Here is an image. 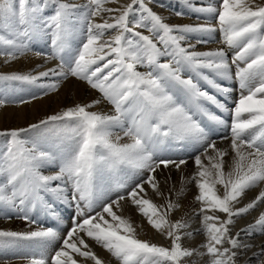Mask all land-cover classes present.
Wrapping results in <instances>:
<instances>
[{
  "label": "snow or ice",
  "instance_id": "1",
  "mask_svg": "<svg viewBox=\"0 0 264 264\" xmlns=\"http://www.w3.org/2000/svg\"><path fill=\"white\" fill-rule=\"evenodd\" d=\"M150 2L0 0V58L10 63L31 52L44 59L28 72L0 73V83L42 90L20 99L0 92V108L57 92L69 78L100 93L27 127L0 130V210L30 229H0V249L18 250L27 264H106L94 246L116 264H241L253 248L255 264H264V244L243 238L264 236V211L234 230L238 218L264 205V0H181L199 21L185 25H170ZM217 32L226 48L196 50ZM39 41L50 51L33 47ZM218 79L237 84L231 107L217 99L231 91ZM205 101L228 117L204 112ZM103 103L108 111L91 110ZM201 113L228 133L227 146H217ZM175 142L196 150L195 170L166 194L161 183L171 177L157 172L187 163L165 154L162 146ZM185 183L198 189L196 230L191 219L172 218L182 207ZM253 189L258 194L245 203L242 197ZM122 202L169 244L141 239L142 225L124 215ZM57 203L75 209L63 232L31 215L39 208L54 217ZM197 232L205 240L185 246Z\"/></svg>",
  "mask_w": 264,
  "mask_h": 264
},
{
  "label": "bare ground",
  "instance_id": "2",
  "mask_svg": "<svg viewBox=\"0 0 264 264\" xmlns=\"http://www.w3.org/2000/svg\"><path fill=\"white\" fill-rule=\"evenodd\" d=\"M79 2L83 3L84 0H79ZM128 0H119V3H126ZM108 7H118V4H109ZM149 6L152 10L162 17H164L165 21L170 25H185V24H195L199 21L196 20L195 14L188 11V9L181 3V0H151ZM51 12V9L48 10ZM177 12H184L185 15L183 17L177 16ZM219 32L213 34L210 41L206 44H197L196 50H209V49H217V48H226V46L221 43V36H219ZM221 35V34H220ZM73 46H76L79 43V39L73 40ZM33 47L42 52H49L50 49L48 44L44 41L36 42ZM228 51V50H227ZM229 51L233 52L232 49ZM232 54V53H230ZM229 55V54H228ZM43 57H38L34 53H28L27 55L20 57L17 60H14L10 63H4L3 58H0V73H11V72H28L32 69L36 68L37 65L43 64ZM56 62L52 61L48 64V67H51ZM43 71L44 69H39ZM143 71L144 69H140ZM219 81V79L217 80ZM221 83V82H220ZM224 86H227V83H221ZM42 91L41 89L36 88L32 85L27 84H15V85H6L4 83H0V92H6L8 94L9 99H20V98H28L34 94ZM24 92V93H23ZM238 94V93H237ZM234 92H230L228 95V101L232 102L237 95ZM100 96V93L94 89H91L85 82L79 81L75 78H69L65 81L59 91L51 93L46 96H42L40 99L32 100L30 103H25L22 105H8L3 108H0V130L27 127L32 123H37L40 120L60 112L68 107L75 106L76 104H86L89 103ZM232 105V104H231ZM110 105L107 103H103L97 105L95 108L91 109L93 111L104 110L108 111L110 109ZM228 113H225L227 117ZM206 130L209 131V135L213 139L223 138L228 135V133L218 124L214 123V126L211 128L210 125L206 124ZM28 136H32L34 139L38 138L34 133L25 134ZM123 142V141H122ZM218 147H225L229 144L227 139H222L220 142L217 141ZM4 143V138L0 137V145ZM193 150H187L185 152H181L175 150L173 148H169L164 150L166 155L171 156L174 159H187V163L181 165L179 171L175 169L174 166H170L168 169L159 170L157 172L158 178L169 176L171 177V181L169 183H164L162 180L161 188L167 194L169 187L173 184L176 189L181 187V176L190 177L194 172V162L190 155L194 152ZM227 159V158H226ZM51 169H43L45 173L50 171ZM227 170V168H226ZM185 194L180 199V204L182 207L180 210L173 214V219H179L181 216H185V218L191 219L192 221V229L196 230L200 228V218L192 215V211L198 207V202L195 200V196L198 194V189L195 187L193 183H185ZM259 189L249 190L242 200L247 203L253 197L258 194ZM149 196L156 203H162L163 201L156 197L155 194L149 192ZM50 198V197H49ZM171 198L173 200L176 199L175 192L171 194ZM125 206L124 215L131 216L132 220L135 223H139L142 225L141 229H138V235L143 240H148L153 243H156L161 246H167L169 241L162 237L159 233H157L154 229L151 228L150 225L139 215L137 214L132 207L128 206L126 202H122ZM63 208L70 211L72 207H68L66 205H61ZM7 215H11L12 219H7L6 221H0V229L12 230V231H28L29 226L25 225L23 222L19 221L15 218V214L8 212L6 209L4 210ZM264 211V205H258L256 209L252 210L249 214L244 215L237 219L236 224L234 226V230L238 231L242 227L251 223L258 214ZM38 212V211H37ZM42 213V211H40ZM38 212V214L40 213ZM71 212V211H70ZM2 214V213H1ZM66 215V214H65ZM42 216V215H41ZM37 216H35L36 218ZM58 217V216H56ZM67 217V216H66ZM46 218V217H45ZM39 219V218H38ZM37 219V220H38ZM52 220V219H51ZM40 221V220H39ZM43 221V220H42ZM54 221H57L56 219ZM55 224L58 228L63 232L66 230L70 223L67 220H58ZM245 240L250 241L254 245L264 244V236L259 234H255L248 237H243ZM205 240V237L199 232H197L194 238L185 239L183 243L188 247H197L201 244L202 241ZM94 251H96L102 258L106 260V264H116L114 258H111L110 254L106 251L100 249L99 247L94 246ZM257 249L253 248L248 252L246 256L241 258V264H255V257L252 256V252H255ZM3 249H0V256L2 255ZM17 252V251H16ZM6 253V252H5ZM17 259V258H16ZM206 259V257H205ZM0 264H27L24 260H15L11 257L10 254H4L0 257ZM202 264V262H201Z\"/></svg>",
  "mask_w": 264,
  "mask_h": 264
},
{
  "label": "rangeland",
  "instance_id": "3",
  "mask_svg": "<svg viewBox=\"0 0 264 264\" xmlns=\"http://www.w3.org/2000/svg\"><path fill=\"white\" fill-rule=\"evenodd\" d=\"M219 36H221L220 34H219ZM220 38H222V37H220ZM228 50V54H229V58H231V56H232V54H230V53H232L231 51H229V49H227ZM233 51V50H232ZM218 83H227V87H229L230 89H231V91L232 92H234V93H238V88H237V84H236V82H235V80H231V81H229V80H223V81H221V80H219V81H217ZM11 86V85H10ZM201 87L202 88H204V89H206V90H208V91H214V89H212L206 82H201ZM230 91V92H231ZM24 93V92H23ZM230 94V93H229ZM237 96H238V94L235 96V99L237 98ZM204 112H207V110L206 111H204ZM205 116V115H204ZM227 117H228V115H227ZM227 135V134H226ZM223 138H217V139H215V140H217V141H221ZM163 147V150H166V149H169V148H173V149H175V150H178V151H183V152H185V151H187V150H193L194 148L191 146V145H188L187 143H185V142H175V143H172V144H166V145H164V146H162ZM195 151L196 150H194V152L190 155V158L195 154ZM185 160H187V159H185ZM49 200H51V198H49ZM61 205H65V204H61V203H57L56 205H55V208H54V211H55V213H56V216H58V217H56V216H51V215H48L44 210H41V209H36V210H34L32 213H31V215L33 216V218L34 219H38L37 221L39 222V223H41V224H43V225H48V226H51V225H56L55 224V222L57 223L58 222V220H67L68 221V223H70V217L74 214V211H75V209H74V207H72L71 209H70V211H68L67 209H65V208H63ZM40 212V211H42V213L40 212L39 214H38V212ZM2 213V214H1ZM14 213H12V215H13ZM66 214V215H65ZM42 215V216H41ZM5 216H7V213L4 211V210H0V221H6L7 219L5 218ZM35 216H37L36 218H35ZM67 216V217H66ZM46 217V218H45ZM16 218V217H15ZM52 219V220H51ZM57 220V221H54V220ZM19 221H21V222H23L25 225H27V226H29L28 225V223L27 222H25L24 220H21V219H18ZM40 220V221H39ZM43 220V221H42ZM32 227H35V225H33ZM17 231V230H16ZM17 251V252H16ZM6 252V253H5ZM17 253H18V250H15V249H3V252H2V255H4V254H10L11 255V257L13 258V259H15V260H17L18 258H17ZM1 255V256H2ZM0 256V257H1ZM17 258V259H16ZM18 260H21V259H18Z\"/></svg>",
  "mask_w": 264,
  "mask_h": 264
}]
</instances>
